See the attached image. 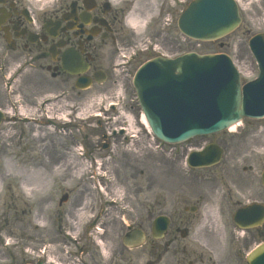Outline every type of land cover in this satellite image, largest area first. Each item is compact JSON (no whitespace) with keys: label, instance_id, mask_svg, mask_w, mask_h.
<instances>
[{"label":"rangeland","instance_id":"374dc122","mask_svg":"<svg viewBox=\"0 0 264 264\" xmlns=\"http://www.w3.org/2000/svg\"><path fill=\"white\" fill-rule=\"evenodd\" d=\"M45 1L42 0L43 3ZM133 1L134 4L136 2V6L142 7V9L146 2L156 7H160L158 3L161 2V0ZM190 1L186 0V4H181L179 0H176L175 3L172 0H166V5L170 8L167 7L169 9L167 11L165 5H162L161 10L163 8L164 14L168 12L169 17L172 19L171 25L165 26L163 31L160 28L163 26L161 23H159V27H147L144 30L138 27L135 29L136 34L133 40L127 42L135 41L138 45L147 39L152 40L151 42L155 45V40V49L160 55L167 57L177 56L189 51L200 54L225 53L236 60L240 66L239 69L243 73L242 81L249 79L255 72V65L248 53L246 42L253 33L264 31V0H238L241 5L240 16L242 18L239 29L237 28L228 36L214 42L190 41L179 33L176 27L177 18ZM163 10L158 16V21H161V18L165 16ZM152 12L154 13L155 10L144 9L143 14L139 17L147 19ZM222 45L223 47H221ZM116 52L115 49V52L109 56L110 61L115 60ZM151 57H153L152 53L138 54L134 58L128 79L130 80L135 70ZM15 65L10 66L11 70ZM35 75L30 74L29 71L23 72L21 76L17 77L15 85L12 87L8 84L5 85L0 79V108L6 110L9 107V113H13L12 108L14 111L22 108L25 113L23 115L19 114L20 117L15 111L19 118L22 116L38 117L36 114L37 105L45 98L52 97L51 95L61 91L67 95L65 101L62 102L65 110L69 105H73L81 111L82 115H90L93 112L102 113L96 110V106L98 104L105 106L110 100H117L121 105L117 112L112 114L110 124L97 126L94 123L88 124V122H78L76 120L71 122L64 130L60 128L54 130V126H52L48 128L50 133L44 124L37 127L34 123L21 121L19 118L9 121V115H6L5 120L0 124V177L3 178L0 180V238L4 240L8 238V242L12 247L5 249L0 239V264L26 263V250L24 248L25 235L30 231L28 227V210L30 206H33L32 212L34 213L41 201L57 200L63 189L76 192L81 187L91 189V184L99 182L94 180V173L89 171L88 162L91 160L89 158H96L98 162H102L104 170L109 172L107 175L110 176L108 175V180L105 183L111 184L108 185L109 197L127 199L130 209H133L132 215H138L140 212L151 219L159 214L173 215L174 218H177L182 213L184 204H196V197L201 195L200 191L209 186L215 188L218 195H220L222 189H225L226 184L230 186L236 196L246 195L249 187L245 185L234 187L231 182L227 183L218 174V171L226 166L229 170H235L236 168V172L242 173L241 168L247 167L252 162H255L256 165L264 163V159H262L264 156L257 155L264 148L262 147L264 144V120L260 123L243 122V128H237L236 133L226 132L212 137L195 139L185 143L182 146V152L177 147L176 153L181 152L184 155L188 148L204 147L209 142L219 145L222 140L227 142L221 163L210 170L201 169L188 172V169L184 166L183 157L179 161L180 156H173L172 150L167 146H164L162 151L158 149L156 141H153L139 122L140 109L136 104L134 92L129 82H125L123 77L120 76L119 83H116L114 81L118 77L116 72H114L111 79L113 83L93 85L91 88L79 93L73 90L70 83L59 84L58 82H52L50 79L44 80L41 87V84L35 82L37 78V75ZM125 79L127 80V77ZM31 80L32 82H30ZM58 84L61 89L57 88ZM36 87L38 89L42 88L41 94ZM51 108L49 105L46 106L48 110ZM53 113L57 115L56 112ZM72 116L73 113H71L70 120H72ZM128 118L132 122L130 134H136L137 139L129 145L124 144L122 137L118 141L110 139L111 149L105 150V153H103L102 145L106 141L103 140L104 135L111 128L122 127V120ZM103 119L106 118L103 117ZM55 127H61V125L56 124ZM80 146L83 147L89 160L78 158ZM253 151L256 153V161L254 155L250 153ZM104 154L107 155L106 158L99 159L100 156L104 157ZM62 156L68 158L67 163L64 162L65 159L58 160ZM56 161L57 163H55ZM226 177L231 179L236 176L228 175ZM24 183L32 188L30 190L31 194L23 188ZM257 186L258 180L255 176L254 185L251 186V189L254 187L256 189ZM217 201L218 197L216 195L212 208H215V205L217 206ZM210 208V202L201 205L202 212ZM223 215L224 218L216 215L218 220L213 225L211 222V225L220 231L221 225L224 223L229 231L232 230L234 228L233 223L227 219L226 214ZM201 218L203 219L202 214ZM201 218L196 222L200 223ZM195 223L192 225L193 231L196 230ZM31 225L39 226V221L33 218ZM232 232L233 235L230 237L235 239L230 243L228 237L218 247H215V241L210 237V243L220 251V257L217 254L214 256L208 252L209 255H212V260L216 257V260H213L214 264H217V260L228 250L232 254L236 253L234 249L242 237L237 229L232 230ZM189 238V240L180 241L185 244L190 243V247L194 248L195 243L197 244L198 241L194 238L193 232ZM260 241V238H257L252 244L243 241V249L239 252L238 257L240 262H232L231 264H245L241 261V258ZM210 243L209 245H211ZM198 247H201V245L198 244ZM190 259L194 261L192 256Z\"/></svg>","mask_w":264,"mask_h":264},{"label":"flooded vegetation","instance_id":"af4514ba","mask_svg":"<svg viewBox=\"0 0 264 264\" xmlns=\"http://www.w3.org/2000/svg\"><path fill=\"white\" fill-rule=\"evenodd\" d=\"M46 3L42 0H0L2 70H7L17 62L24 63V69L37 75L35 82L41 84V87L44 80L49 79L59 84L73 85L81 75L94 80L101 77L100 72L104 73L105 82L111 80L113 61H110L109 56L115 49L135 42H127L133 40L134 33L124 21L126 14L130 9L138 16L143 14L144 9H156L148 2L142 9L136 6V2L134 5V2L132 4L121 0H52V3ZM160 4L163 5V2ZM159 23L162 24V20L150 21L147 27H159ZM160 28L164 30V26ZM66 62H70L68 66L64 65ZM66 68L84 73L70 75ZM220 143L224 154L227 142L222 140ZM104 146L103 142L102 148ZM250 153L256 161L255 151ZM65 157L56 159H65L63 161L67 163L68 158ZM254 164L252 162L247 167H242V173L236 172V168L229 170L226 166L218 171L234 187H249L248 194L236 196L227 184L220 195L215 188L206 187L196 197L198 206L191 205L194 212L187 209L190 206L186 205L177 218L168 216L170 223L162 238H153L151 235L154 218L145 217L140 212L132 215L133 209H130L127 199L114 200L115 205L111 196L109 197L108 185L102 184L103 194L86 187H81L76 192L63 189L57 200L41 201L39 206H35L34 213L33 206L29 207L30 231L25 235L26 260L32 264H214L212 255L208 252L220 257V251L215 247L228 237L231 243L235 239L230 237L233 235L232 231L223 225V230H227L224 233L220 231L224 238L214 229L211 231L210 217L206 213L205 219L197 224L193 233L205 250L182 243L177 231L190 230L194 220L201 215L198 207L202 202L213 204L217 195L216 213L220 218H224L223 214H226L230 221L239 212L237 220L241 224L260 219V226L243 232L241 241L234 249L236 253L232 254L228 250L217 260V264L240 262L238 257L243 249V241L252 244L257 238L262 241L264 237V163ZM228 175L236 177L227 179ZM255 176L258 186L251 189ZM255 205L260 206L259 217H256V211H241ZM33 218L39 221V226L31 225ZM233 229L238 228L234 225ZM132 230L144 233L141 246L125 245L124 239ZM210 237L214 239L215 247L210 243ZM191 256L194 261L190 259ZM241 261H244L243 257Z\"/></svg>","mask_w":264,"mask_h":264},{"label":"water","instance_id":"95a60500","mask_svg":"<svg viewBox=\"0 0 264 264\" xmlns=\"http://www.w3.org/2000/svg\"><path fill=\"white\" fill-rule=\"evenodd\" d=\"M240 23L233 0H193L179 16V31L195 40L215 41ZM249 47L258 65V77L245 85L224 54L186 53L175 59L154 58L135 74L133 84L153 134L167 143L225 130L244 118L264 116V36L257 35ZM89 81L82 82V87ZM2 115L0 114V121ZM215 145L192 153L189 165L204 167L220 160ZM165 218L155 220L154 237L162 236ZM142 233L131 232L124 242L138 246ZM248 264H264V244L248 257Z\"/></svg>","mask_w":264,"mask_h":264},{"label":"bare ground","instance_id":"6f19581e","mask_svg":"<svg viewBox=\"0 0 264 264\" xmlns=\"http://www.w3.org/2000/svg\"><path fill=\"white\" fill-rule=\"evenodd\" d=\"M133 23H134V25L137 24V26L139 25V26L142 27V22H141V20H139V18H135L134 21H133ZM58 105H59V104L54 105V108L58 107ZM142 121H143L145 127H148V126L146 125L145 119H144L143 117H142ZM147 129H148V128H147ZM233 129H235V126H232V127L230 128V130H233ZM148 130H149V129H148ZM2 179H3V178L0 177V180H2ZM23 188H24L27 192H30V190L32 189V188H29L25 183H24Z\"/></svg>","mask_w":264,"mask_h":264}]
</instances>
